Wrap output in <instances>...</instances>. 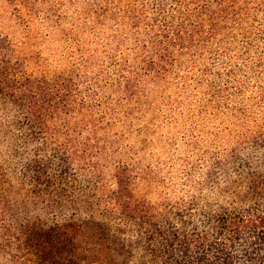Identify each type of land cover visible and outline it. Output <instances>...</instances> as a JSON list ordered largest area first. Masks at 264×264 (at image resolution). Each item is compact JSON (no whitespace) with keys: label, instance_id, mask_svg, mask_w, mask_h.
Segmentation results:
<instances>
[{"label":"trees","instance_id":"1","mask_svg":"<svg viewBox=\"0 0 264 264\" xmlns=\"http://www.w3.org/2000/svg\"><path fill=\"white\" fill-rule=\"evenodd\" d=\"M48 2L0 0V254L12 250L10 264H264V87L249 100L255 116L247 103L227 106L240 121L236 136L190 180V196L150 203L136 195L149 178L124 166L107 170L96 92L83 89L75 70L29 72L1 32L5 23L28 28ZM103 2L89 15L103 20ZM129 4L137 59L113 60L112 92L139 95L177 48L246 29L254 34L242 44L246 54L261 43L249 67L264 71V0Z\"/></svg>","mask_w":264,"mask_h":264},{"label":"rangeland","instance_id":"2","mask_svg":"<svg viewBox=\"0 0 264 264\" xmlns=\"http://www.w3.org/2000/svg\"><path fill=\"white\" fill-rule=\"evenodd\" d=\"M105 2L107 15L97 20L87 8L98 0H49L28 28L5 23L1 32L26 58L29 72L75 70L83 89L96 92L106 122L100 138L110 147L103 156L108 172L124 166L145 175L148 184L137 187L136 195L150 203H158L159 195L190 196V180L224 156L236 136L233 125L240 121L227 106L247 103L249 114L257 113L249 100L264 87L258 80L264 71L250 68L248 60L258 57L261 43L246 54L242 44L254 39L246 29L191 50L177 48L161 78L142 82L139 95L124 96L112 92L109 82L113 60L132 65L137 59L132 16L125 13L130 0ZM48 14L54 20H46ZM11 254L1 253L0 264H10Z\"/></svg>","mask_w":264,"mask_h":264}]
</instances>
